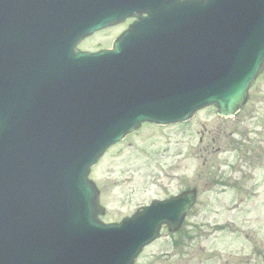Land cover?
Returning a JSON list of instances; mask_svg holds the SVG:
<instances>
[{
    "label": "water",
    "instance_id": "obj_1",
    "mask_svg": "<svg viewBox=\"0 0 264 264\" xmlns=\"http://www.w3.org/2000/svg\"><path fill=\"white\" fill-rule=\"evenodd\" d=\"M263 69L264 0H0V264H133L195 194L104 225L90 168L143 122L236 115Z\"/></svg>",
    "mask_w": 264,
    "mask_h": 264
},
{
    "label": "rangeland",
    "instance_id": "obj_2",
    "mask_svg": "<svg viewBox=\"0 0 264 264\" xmlns=\"http://www.w3.org/2000/svg\"><path fill=\"white\" fill-rule=\"evenodd\" d=\"M126 27L95 34L79 49L110 48ZM249 99L232 119L210 108L186 124L145 125L93 169L105 223L154 199L198 190L185 228L174 237L162 232L135 264H264V74Z\"/></svg>",
    "mask_w": 264,
    "mask_h": 264
}]
</instances>
